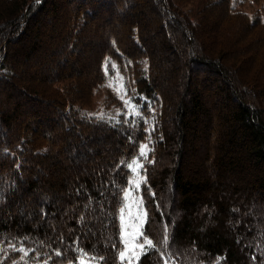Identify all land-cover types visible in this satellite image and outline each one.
I'll list each match as a JSON object with an SVG mask.
<instances>
[{
	"label": "trees",
	"instance_id": "obj_1",
	"mask_svg": "<svg viewBox=\"0 0 264 264\" xmlns=\"http://www.w3.org/2000/svg\"><path fill=\"white\" fill-rule=\"evenodd\" d=\"M98 1L101 4L79 0L70 15L62 16L61 40L56 50L50 52V56L54 54L51 60H46L41 71L45 86H20L32 98L38 92L34 88L45 90V98L41 101L50 105L43 108L37 101L33 105L36 112L25 109L26 113L22 114L19 105L7 107L5 103L4 107L0 100V157L4 158V166H0V264H25L41 259H46L48 264L68 261L81 264L78 262L80 255L95 258L100 264H120L123 241L119 207L128 182L126 161L137 153L140 141L147 136L151 137L153 159L145 164L142 194L147 211L144 233L152 239V245L133 264H167L168 261L173 264L262 263L264 229L255 233V228L246 231L243 224H239L240 231H245V238L249 239L246 249L243 245L239 247L232 233L221 231L226 215L233 218L238 211L233 209V201L217 199L214 194L224 183L215 177L224 179L230 175L236 179L245 178L246 184L250 182L247 188L253 192L264 191V88L257 92L255 101L249 91H255L253 81L257 70L248 68L251 58L239 51L241 48L242 52H248L246 45L254 44L249 50L259 49L255 52L257 55L264 53V19L236 9L232 0H155L162 10L170 13L172 30L177 32L182 45L192 48V53L188 49V58L180 68L183 70L187 66L188 69L189 64L194 68L206 67L213 75L221 77L224 93L235 100L229 113L216 124L217 117L213 119L205 105L201 82L196 78L192 80V75L184 71L181 76L187 81L186 88L175 104L171 76L165 77L163 63L155 58L159 54L164 56L163 62L168 61L174 49L165 35L151 34L144 2ZM57 4L51 0H0V90L22 85L17 84L22 80L17 73L18 66L9 59L10 45L13 41L19 43L40 15L45 10L52 14ZM101 6H108L104 9L108 19L98 22ZM206 12L214 13L216 18L208 22L204 17L208 15ZM165 24L160 22L162 26ZM218 24H225V28L219 29ZM229 24L237 29L234 40L230 38L233 32L228 29ZM110 25L116 28L111 29ZM121 26L124 30L119 32ZM237 42L246 44L240 47L241 44L237 50ZM32 44L29 48L34 47ZM229 45L234 50L232 58L237 56L238 63L225 57ZM26 47L22 45L20 50L25 51ZM85 51L90 55L97 53L94 59L97 76L88 84L79 81V75L85 73V65L79 67L77 64ZM107 59H111V63H105ZM236 64H242L244 71L240 72ZM116 69L122 72L129 90L144 95L139 104L140 112L129 116L123 113L89 115L84 106L90 102L94 88L102 86ZM256 77L261 79L258 74ZM152 106L156 107L155 111ZM149 115H152L154 126L147 130L146 117ZM171 117L178 119L182 129L178 128L180 136H177L180 138L178 166L173 183L167 185L163 184L168 170L165 164L167 146L177 138L175 126L169 125ZM229 129L235 133L234 139L229 136ZM59 130L62 132L58 134ZM68 133L71 134L62 137ZM187 134L200 135L203 140L200 150L197 149L192 157L188 155ZM210 138L212 141L208 142ZM90 143L94 144L93 148L88 147ZM83 158L96 161L94 165L103 170L94 175L88 170L83 177L78 175L83 173L81 171L76 173L78 181L71 182L62 174L68 169L65 164L76 171L83 164ZM42 164L50 171L44 170ZM205 164L215 172L212 180L200 173L206 170ZM188 165L196 168L189 177L184 173ZM238 186V183L232 186L236 194L226 193L231 200L242 196ZM64 189L67 193L62 192ZM164 192L173 195V202L176 193L179 195L184 213L178 222L174 219L171 223L170 209L162 201ZM18 199L27 206L29 201L36 203L27 211L14 213L20 203ZM79 199L92 207L94 215L87 216ZM74 201L77 205L65 208L66 211L62 206L65 204L58 205ZM204 201L209 211H201L198 217V207ZM64 212L69 215L68 221L59 220ZM53 218L59 222V231L55 229L56 221L51 222ZM68 226L77 231L67 229ZM100 228L104 230L101 237L96 236ZM251 235L254 236L250 238ZM14 248L24 249L27 255ZM193 252H197L198 257Z\"/></svg>",
	"mask_w": 264,
	"mask_h": 264
},
{
	"label": "rangeland",
	"instance_id": "obj_2",
	"mask_svg": "<svg viewBox=\"0 0 264 264\" xmlns=\"http://www.w3.org/2000/svg\"><path fill=\"white\" fill-rule=\"evenodd\" d=\"M51 1H53L54 3L55 1L58 2L57 4L58 6L56 7V10H54L52 14H48L47 10H45L44 14L40 15L41 17L39 18V20L33 23L32 29L27 31V34L24 35V38L19 43L17 42L15 43L13 41L14 43L12 42V44L10 45L11 48L9 49L10 51L9 59H11V61L17 64L18 66L17 73L18 74L20 73L19 78L22 79V80L17 81V84L20 82L22 83V85L15 84V88L13 89L0 90V100H1V105H3L4 107H5V103L7 107H9L12 104L19 105L20 113L22 114L26 113L24 112L25 109H27V112L30 110L32 111L35 110L36 112V109L34 108L33 105H34V102H37V101L41 104V107L43 108L48 107L50 105V103L47 101H41V98H45L44 96L46 94L45 90H41V89L37 90L36 88H34L35 90L34 89L33 90L35 92L36 91L38 92L35 98L34 97L32 98L31 96L26 95L22 91L20 86L27 87V88H29L30 85L33 86L32 84L38 85L40 87L45 86L44 75H43V72L41 71L43 70V67L46 64V60L47 59L51 60L54 54L52 53V55L50 56V52L53 50H56L57 44L61 40V36H62L61 30L63 28L61 24L62 19H63L62 16H65L66 14L70 15L73 10V7L77 6V3L79 2V0H51ZM141 1L144 2V9L146 11V16L150 20V25L152 27V29L150 30L151 34L154 33V35H157L159 37L165 35L170 40L171 46L174 49V52L169 53L168 61L165 60L163 62L164 56L161 57L157 53H156L157 55L155 58L158 57L159 61L163 63V69L164 71H166L165 77L171 76L170 77L172 80L171 82L173 83V88L171 87V90L173 91V93L171 95L173 97V100H175V104L177 102V99L179 98L178 96H181V94L184 93V90L186 88L187 81L186 79L184 80V78L181 76V72L184 71L187 75L188 74L192 75V80H195L196 78L197 80L201 82L205 105L209 108L211 115H213V119L216 120V117H217V120H216L217 122L216 121L215 122L216 124H218V122H221L224 116L227 113H229L227 111L231 108L230 106L233 105L234 104L233 102L235 101L233 97H230L227 93H224L223 81L221 80V77L220 78L216 77V75H213V73L206 70L207 69L206 67L205 68L204 67L194 68L192 67L193 65L190 66V64H189L188 69H186L187 68L186 66L182 70L180 67L182 66L185 58H188L189 51H191L192 53V48L191 47L185 48L180 42L177 32H174L172 30V26H171L172 18L170 17L169 12H165L164 10H162L155 0H149V1L141 0ZM91 2L95 5L101 4V1H98V0H91ZM115 2L117 3V0H115ZM232 3L236 9H243L251 17L259 15L262 19H264V0H232ZM106 7L108 6H105V8L101 6L100 8L101 13L99 14L97 18L98 22L102 21V19H105V20L108 19L107 18L108 16L106 15L107 12L106 10H104L106 9ZM207 14L208 15L204 17L205 19H207L208 22L209 20L213 21V19L216 18L214 13H211V14L207 13ZM162 21L164 24L166 23L167 25L166 24L164 26L160 25V22ZM159 26L162 27L163 30H160ZM109 27L111 29L113 27L116 28L115 26L111 27V25ZM218 27L219 29L225 28V24L224 25L218 24ZM229 27L230 28L228 29L232 30L233 32V34L230 35V38L234 40L235 34L237 35L236 26L233 24H229ZM118 29H119V32H121V30L122 31L124 30L122 26L118 27ZM113 30L115 32L118 31L116 29H113ZM98 32H100V30H98L96 34ZM169 35L171 38L169 37ZM159 37H156V38L159 39ZM230 38L228 40H230ZM263 39H264V36H263ZM29 44L34 45V47L29 48ZM241 44L237 42V50ZM245 44L246 42H244V45ZM22 45H27V47L25 48V51L20 50V47ZM244 45L242 44L240 47H243ZM252 45L254 44L246 45L247 47L246 49L248 50V52L247 51L242 52L241 48H239V51L243 54V56L248 55V58H251V59H248V62L251 61L250 64L248 65L249 66L248 68L257 70L255 72V75H254L255 78L253 81L255 83V86L253 87L255 91H249V94L256 101L257 92L261 91L260 89L264 88V67H263L264 66V53L262 52L260 55H257L255 52H259V49L253 50V51L249 50ZM262 46L264 47L263 44ZM226 48L229 51L226 52L227 56L225 57L226 58L230 57L231 59L235 60L236 63H238L237 56H235V58H232L234 55V50L232 49V46L229 45V47H226ZM85 52H86L85 54L83 53L79 57V62L77 64L79 65V67H82L83 65H85V68H84L85 73L79 75V81L81 83L85 82L88 84L89 81L91 82L95 78V75L97 76V71H96V68L94 67L95 66L94 59L97 53L90 55L91 54L90 52L88 51H85ZM0 54H1V51H0ZM136 57H139V56L137 55ZM137 59L138 58H134V60H137ZM107 62L111 63V59H107L105 63ZM114 64L116 63L114 62ZM176 66H179V67L176 68ZM235 66L236 68L239 66V70H241L240 72L244 71V66L242 64L241 65L236 64ZM193 71H196V73H194ZM257 74L260 76L261 79L256 77ZM202 77H206V78H202ZM19 88L21 89L20 91H19ZM93 91L94 92H92L93 94L91 95L90 102L84 106L85 111H87L89 115H100V114H109V113L114 114V115L123 113L127 116L136 115L140 112L139 104L141 103V100L145 98L143 94L135 90H129L127 88L125 84V78L122 72H120L118 69L114 70L113 73L109 74L107 81H105V83L103 82L102 86H96ZM262 91H264V89H262ZM49 97L50 95L48 94L47 98ZM109 97H112V99ZM46 100L51 101V99H46ZM151 109L152 111H155L156 107L152 106ZM146 121H147V126H146L147 130H150L154 126L152 115L147 116ZM169 125L172 128L175 126L176 128L175 135L177 137L180 134V131L178 130V128L182 129L181 125H179L178 119L175 117L174 118L171 117L169 119ZM217 130H218V127H217ZM223 130L225 131L224 128ZM60 132L62 131L59 130L58 134ZM81 132L83 133L84 131L81 129ZM74 133L76 132L74 131ZM221 133H222V130H221ZM70 134L71 133L62 134V137H65L66 135L68 136ZM187 135H188V145H189L188 155L189 157H192L194 156V153L197 149L200 150L203 140L200 135H195V136L189 135V134ZM234 135L235 133H233V131L230 130L229 136L232 139H234ZM150 138L151 137L147 136L146 138L142 139L140 141L137 153L131 156L126 161V164L129 169L128 182L123 188V200L119 207V220H120L119 223H120V230H121V238L123 241V245L119 252V258H120V253L122 251L125 253V258L123 260H121L120 258V264L135 263L139 259L141 254L150 247L146 243L144 244L143 248H140L139 245L142 242H145L146 240L152 241V239L147 234L144 233V226H145V222L147 218V211H146V207H145L144 200H143V194H142V188H143V184L146 178L145 164L153 159V155L150 152L151 150ZM179 140L180 138L177 137L176 140L172 144L167 146V153H166L167 157L165 155L166 157L165 164L168 167V170H167V175H165V178L163 180V184L171 185L173 183L172 179L175 174L176 168L178 166L177 165V161H178L177 152H178V148L180 147V144L178 143ZM211 141L212 140L210 138V141L208 142H211ZM93 145L94 144L90 143L88 147L93 148ZM142 145L146 146L143 149L144 151L143 156H141V146ZM111 149H112L111 152H113V147H111ZM168 157H169V160H168ZM3 160L4 158L0 157L1 167L4 166V163H2ZM4 162L7 164V161H4ZM95 162L90 159L83 158L82 159L83 164L80 166V168L77 167L76 171L71 170L69 168L70 166L68 165L66 166L65 164V168H68V169H65L64 170L65 172L62 171V174L69 177L71 179V182L73 181L77 182L78 179H77L76 173H80L82 171L83 173H80L78 175L83 177L82 175L88 174V170H89V173L91 171L93 175L96 174L98 170L102 172L103 169L99 165H94ZM92 165H94L93 166L94 168L92 167ZM129 165H131V167H129ZM44 166L42 164L41 167L44 168V170L49 172L50 170L45 168ZM205 166H206V170L200 173L202 176L208 175L210 179L212 180V177L213 176L215 177L214 175L215 172L212 171V168L210 169L209 165L207 167V164H205ZM195 169L196 168L194 166L188 165L184 173L186 174L187 177H189L192 174H194ZM227 179H229V184H228ZM215 180H220L221 184L223 182L224 183L222 184V188L219 187L217 192L214 194V197H216L217 199H221V198L226 199L228 203L233 201V204H232L233 209H236L235 210L236 212L238 211L237 215L233 218H229L228 215H226L227 217L225 220V227H222L221 231L225 233H232L234 237L237 238L236 242L237 244H239V247L240 245H243L244 249H246L245 247H247L246 245L249 242V239L245 238L246 237L245 231H242V232L240 231L239 224L242 223L243 226L246 228V231H250L249 229L255 228L256 229V232L254 229L255 233H257L258 229H264V191L254 190L253 192L247 188V185L248 184L250 185L249 181H248V184H246L245 178L236 179L232 175L227 176L224 179L215 177ZM93 182L97 185L95 179ZM234 183H238L239 185L238 191L241 190L239 191V193H241L242 196L240 197L235 196L231 200V196L227 195L226 193H230V194L234 193L233 190H235V188L232 187ZM72 186L74 187L75 185L72 184ZM62 192L67 193L65 189L62 190ZM60 193H61V190H60ZM210 196L211 195H209V197ZM41 198L39 200V203L41 201ZM173 199L174 197L172 194L164 192L162 201H163V204L166 205L167 209H170L168 214L171 218V223L174 219H176V221L178 222L180 218L182 217V214L184 213V208L181 207L180 198L177 193L175 195L174 202H173ZM18 201H20V203L17 204V208H16L17 210L16 211L14 210L15 211L14 213H16L19 210H21V212L23 210L27 211L28 208L30 209L36 203L35 201L33 202L29 201L31 205L29 204V206H27V203L23 205L20 199H18ZM79 201L81 202V199H79ZM79 201H78V204H79ZM62 204H65V205H62ZM73 204L74 206H76L77 205L76 201L68 203V204L66 202H60V204L58 205H62L64 208L63 211H66L65 208L71 209V206ZM80 204L83 206V208L81 209L87 212V216H89L90 213L94 215L92 211V207L90 205H87L85 201L83 203L81 202ZM168 205H169V208H168ZM205 205H206V202L204 201L198 207V210H197L198 217L200 216L201 211L203 212L204 210L209 211V206H205ZM246 215H248L249 217H247ZM68 216L69 215L64 212V215L60 217L59 220L68 221ZM54 221H56V218H53L51 220V222H54ZM54 223H55V229L59 231V228L57 225V223L59 222L56 221ZM62 225H64V223ZM85 228L86 226L81 227L82 231L85 230ZM67 229L71 231L74 230L73 232L77 231L73 229L72 226H68ZM103 231L101 230V228L97 229L96 236L101 237V234L103 233ZM254 235H251L250 238L253 237ZM103 236H104V233H103ZM185 249L186 251H189L187 246ZM196 254L198 253L193 252V255L198 257L199 254L198 255ZM45 262H47L46 259H41V260L27 261L25 264H45ZM78 262L79 263L83 262V264H100V261L88 255H80L78 257ZM66 264H74V262L68 261ZM167 264H173V263L171 261H168ZM248 264H252V263H248ZM256 264H264V260L262 261V263H256Z\"/></svg>",
	"mask_w": 264,
	"mask_h": 264
},
{
	"label": "snow or ice",
	"instance_id": "obj_3",
	"mask_svg": "<svg viewBox=\"0 0 264 264\" xmlns=\"http://www.w3.org/2000/svg\"><path fill=\"white\" fill-rule=\"evenodd\" d=\"M145 147H146L145 145H142V146H141V156L144 155V151H143V149H144ZM129 167H131V165H129ZM126 195H127V194H126ZM165 242H166V241H165ZM145 243H146L148 246H151V245H152V241H151V240H146L145 242H142V243L139 245V247H140V248H143ZM14 250H17V251H20V252H24V254L27 255V253L25 252V250L22 249V248H21V249H15V248H14ZM57 255H60V253L57 252ZM120 258H121V260H123V259L125 258V253H124L123 251L120 253ZM45 264H47V262H45ZM81 264H83V262H81Z\"/></svg>",
	"mask_w": 264,
	"mask_h": 264
}]
</instances>
